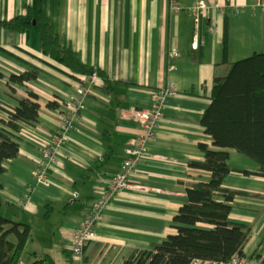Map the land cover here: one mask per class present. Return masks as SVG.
Wrapping results in <instances>:
<instances>
[{"label":"crops","instance_id":"1","mask_svg":"<svg viewBox=\"0 0 264 264\" xmlns=\"http://www.w3.org/2000/svg\"><path fill=\"white\" fill-rule=\"evenodd\" d=\"M176 1L184 9L200 2L218 9L205 14L196 28L192 15L175 10L173 0H0V22L28 9L47 15L63 45L85 66L106 76L94 83L48 182L29 192L41 147L56 131L63 103L79 82L71 71L42 54L36 33L0 29V120L7 121L8 112L30 93L38 96L41 106L37 123L11 138L19 145V155L4 163L0 174V214L10 224L32 229L21 264L46 258L55 264H122L134 253L177 235L173 219L187 203V190L211 180L209 173L189 167L205 161L200 144L213 149L201 121L211 105L215 76L264 53V0ZM225 24L227 65H223ZM25 72L37 73L38 79L15 85L12 93L9 78ZM105 79L112 84L110 90ZM161 89H172L174 94L164 108L157 138L138 166L141 190L114 197L99 222L97 240L77 259L68 249L72 234L107 183L119 174L127 146L140 134L133 112L149 108L153 93ZM50 103L57 106L49 108ZM104 134L112 138L110 150ZM229 154L231 173L222 188L237 194L229 221L251 229L245 257L262 260L264 178L249 158L235 151ZM26 197L30 201L24 206ZM218 199L224 201L222 195Z\"/></svg>","mask_w":264,"mask_h":264},{"label":"trees","instance_id":"2","mask_svg":"<svg viewBox=\"0 0 264 264\" xmlns=\"http://www.w3.org/2000/svg\"><path fill=\"white\" fill-rule=\"evenodd\" d=\"M1 28L20 34L36 33L41 41L42 54L71 71L78 82L94 73L106 78L99 70L85 66L78 54L63 45L54 23L43 13L28 9L23 15L0 22ZM227 31L228 24H225L223 65H227ZM37 79V73L29 72L12 76L9 78V89L15 93V85L25 86ZM104 81L110 90L111 82ZM56 106L54 103L48 105L49 108ZM40 109L38 96L30 93L28 98L19 101V107L8 112L9 121L0 120V124L5 123L12 131L20 132L24 125L37 123ZM201 125L212 138L213 149L200 144L205 161L192 162L189 167L209 173L211 180L187 190V203L173 219L177 235L169 236L151 249L134 253L122 264H194L197 261L229 264L236 257H245V245L251 229L229 221L237 194L222 187L231 173L228 166L230 151L253 161L259 167L257 175L264 178V53H256L230 65L224 76H215L211 105ZM103 142L109 150L112 149L109 134L103 135ZM18 155L19 145L0 132V174L4 172V163L16 159ZM109 157H112V152ZM243 174L250 176L247 172ZM218 195H222L224 201L219 200ZM47 209H52V206L48 205ZM47 215L46 218H49L50 211ZM31 238L30 226L10 224L0 214V264H21ZM33 264L55 263L46 258ZM261 264H264V259Z\"/></svg>","mask_w":264,"mask_h":264},{"label":"built area","instance_id":"3","mask_svg":"<svg viewBox=\"0 0 264 264\" xmlns=\"http://www.w3.org/2000/svg\"><path fill=\"white\" fill-rule=\"evenodd\" d=\"M261 2V0H257ZM175 10H183L190 13L194 19V24L198 28L202 17L217 6H210L200 2L192 9L181 8L176 0H173ZM232 12L239 13V10L231 8ZM224 11V9H223ZM198 35L196 34L193 44L194 50L197 49ZM178 52H173V56H178ZM98 73L92 74L88 78H83L73 92L63 103V110L59 117L57 129L50 136L45 145L41 147L40 162L36 166L33 176L34 180L29 186V192L39 185L48 182L49 171L55 166L57 156L60 151L67 146L70 133L75 129L76 125L82 118V113L86 109L85 101L91 94L94 83L98 79ZM174 94L172 89L157 90L152 95L151 105L149 108L135 110L132 114L133 119L139 125L140 134L126 148V159L122 164L119 174L111 179L104 187L101 195L93 203L92 208L85 215L82 223L72 234V244L68 247L69 251L77 259L83 258L86 250L98 237V225L104 214L105 209L110 205L111 201L122 192L141 190L136 176L138 166L145 160L148 155V147L151 142L156 140L158 127L162 121L164 108L169 98ZM9 121V114L8 120ZM27 127V125H24ZM0 132L12 138L15 133L7 125L0 124ZM29 197L25 198L22 205L28 204ZM262 260L255 258H234L229 264H261Z\"/></svg>","mask_w":264,"mask_h":264},{"label":"water","instance_id":"4","mask_svg":"<svg viewBox=\"0 0 264 264\" xmlns=\"http://www.w3.org/2000/svg\"><path fill=\"white\" fill-rule=\"evenodd\" d=\"M34 25H35V23H34Z\"/></svg>","mask_w":264,"mask_h":264}]
</instances>
